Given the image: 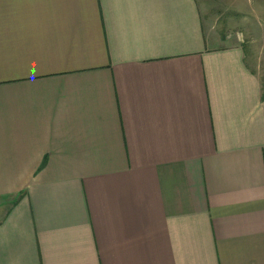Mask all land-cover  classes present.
<instances>
[{
	"label": "crops",
	"instance_id": "obj_1",
	"mask_svg": "<svg viewBox=\"0 0 264 264\" xmlns=\"http://www.w3.org/2000/svg\"><path fill=\"white\" fill-rule=\"evenodd\" d=\"M199 2L0 0V264H264L261 82Z\"/></svg>",
	"mask_w": 264,
	"mask_h": 264
},
{
	"label": "rangeland",
	"instance_id": "obj_2",
	"mask_svg": "<svg viewBox=\"0 0 264 264\" xmlns=\"http://www.w3.org/2000/svg\"><path fill=\"white\" fill-rule=\"evenodd\" d=\"M199 1L206 34L218 42L240 38L248 49L247 62L264 85V0L243 3L240 9L229 0Z\"/></svg>",
	"mask_w": 264,
	"mask_h": 264
},
{
	"label": "trees",
	"instance_id": "obj_3",
	"mask_svg": "<svg viewBox=\"0 0 264 264\" xmlns=\"http://www.w3.org/2000/svg\"><path fill=\"white\" fill-rule=\"evenodd\" d=\"M261 88H262V99L264 98V85L261 84Z\"/></svg>",
	"mask_w": 264,
	"mask_h": 264
}]
</instances>
